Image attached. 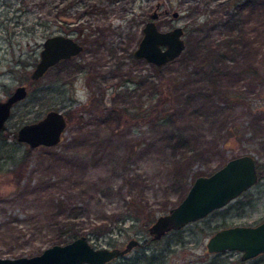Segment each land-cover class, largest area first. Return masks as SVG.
Segmentation results:
<instances>
[{"label":"rangeland","instance_id":"obj_1","mask_svg":"<svg viewBox=\"0 0 264 264\" xmlns=\"http://www.w3.org/2000/svg\"><path fill=\"white\" fill-rule=\"evenodd\" d=\"M156 1L0 0V100L28 84L0 131V256L34 255L85 234L96 247L140 239L127 264H150V254L154 264H264V252L241 259L238 250L205 246L218 228L264 219V175L159 239L146 223L230 157L250 153L260 171L264 0H159L169 12L157 24L181 25L185 41L159 68L132 54ZM82 17L92 39L83 57L89 69L80 71L74 57L32 79L45 38L63 22L75 33ZM163 82L172 93L160 90ZM147 107L168 114L146 116ZM52 108L73 113L57 144L17 139L22 124Z\"/></svg>","mask_w":264,"mask_h":264},{"label":"water","instance_id":"obj_2","mask_svg":"<svg viewBox=\"0 0 264 264\" xmlns=\"http://www.w3.org/2000/svg\"><path fill=\"white\" fill-rule=\"evenodd\" d=\"M158 14L154 10L152 18L144 24L143 35L134 49V55L160 66L176 58L182 52L185 41L182 26L163 29L156 23ZM172 15L176 16L177 11H173ZM81 48L70 36L56 34L47 37L30 74L31 78H40L50 66L78 53ZM27 95L28 84H19L5 99L0 100V131L6 127L13 106ZM67 122L63 110L52 108L39 119L22 124L17 130V139L31 147L55 145L61 140ZM259 175H264V161L258 171L255 157L250 153L230 157L212 172L197 175L180 201L150 223L148 229L151 238L159 239L168 231L180 229L188 222L222 207L253 185ZM138 245H141L140 239L131 237L123 247H96L87 235L82 234L66 243L52 244L34 255L0 256V264H106ZM205 246L208 252L213 253L238 250L241 259L264 252V219L255 224L241 223L218 228L209 235Z\"/></svg>","mask_w":264,"mask_h":264},{"label":"flooded vegetation","instance_id":"obj_3","mask_svg":"<svg viewBox=\"0 0 264 264\" xmlns=\"http://www.w3.org/2000/svg\"><path fill=\"white\" fill-rule=\"evenodd\" d=\"M161 6V1H156L155 2V8H154V10H156L159 14H158V16L156 17V23H157V19H158V17L159 16H161V15H163V14H167L169 11H168V9L167 8H162V7H160ZM153 10V11H154ZM164 10H166V12H162V11H164ZM152 11V12H153ZM152 12H150L149 13V17H148V19L147 20H149V19H151L152 17H151V14H152ZM162 12V13H161ZM146 20V21H147ZM146 21L144 22V24L146 23ZM48 23H49V21H48ZM86 23H87V21L82 17L81 18V21H80V23H77L76 24V26H74V29H75V33H73V30H70L69 29V27H68V25H67V23H61V28H60V30L58 31V32H56V33H52V34H50V35H48L47 37H49V36H52V35H56V34H62V35H66V36H70V37H72V38H74L81 46H82V48H81V50L78 52V53H76V54H72L71 56H69V57H65V58H62V59H60L58 62H56L55 64H53L52 66H50L47 70H46V72L49 70V69H51L52 67H54L56 64H58V63H60V62H62V61H64V60H67V59H72V58H74V57H76V58H79L80 59V61L78 62V69L81 71V70H83V69H89L88 67H89V64H88V62L86 63V61L84 62V54H86V52L88 51V49H89V47H91L92 45V42H91V40L92 39H90V37H89V33L87 32V25H86ZM144 24H143V27H144ZM158 25V24H157ZM159 26V25H158ZM175 26V25H174ZM143 27H142V34H141V37H142V35H143ZM160 27V26H159ZM173 27V26H172ZM169 28H171V27H169ZM169 28H165V29H169ZM182 35H183V33H182ZM46 37V38H47ZM141 37H140V39H141ZM183 37V36H182ZM45 38V39H46ZM140 39H139V41H140ZM139 41H138V43H139ZM44 42V41H43ZM138 43H137V45H138ZM136 45V46H137ZM42 46H43V44H42ZM136 48V47H135ZM134 48V49H135ZM134 49H133V51H132V54H133V56L135 57V58H137V59H140V60H146L144 57H137V56H135L134 55ZM147 61V60H146ZM171 61V60H170ZM169 62V61H168ZM149 63H151V64H153V65H155V68L156 67H160V66H158V65H156L155 63H152V62H149ZM45 72V73H46ZM44 73V74H45ZM128 82L129 81H131V80H133L132 78H127L126 79ZM65 113V112H64ZM65 115H66V117H67V119H68V116H67V114L65 113ZM130 252V251H129ZM128 252V253H129ZM128 253H126L125 255H128ZM262 253V252H261ZM260 254V253H259ZM258 255V254H257ZM124 256V255H123ZM256 256V255H255ZM254 257V256H253ZM118 258V257H117ZM114 259H116V258H114ZM114 259H112V260H110V261H108V262H111V261H113ZM107 262V263H108Z\"/></svg>","mask_w":264,"mask_h":264},{"label":"trees","instance_id":"obj_4","mask_svg":"<svg viewBox=\"0 0 264 264\" xmlns=\"http://www.w3.org/2000/svg\"><path fill=\"white\" fill-rule=\"evenodd\" d=\"M256 77H261L260 75H256ZM168 83L167 82H163V83H161V91L162 92H166V91H169L170 93H172L171 92V88L169 87V85L168 86H166ZM157 102L156 103H160V105L161 104H163V102L161 103V101L162 100H160V98L158 97L157 98V100H156ZM147 111L145 112V114H146V116H150L151 114H160V117L161 118H163V117H165L167 114H168V108L167 107H147V109H146ZM72 112H69L68 114H67V116L68 117H71V115L73 114H71ZM143 116V115H142ZM22 175V173H20L19 174V176H21ZM134 206L136 207V210H137V212H139L140 211V209L138 208V207H140V206H138L137 204H134ZM155 217H156V215H155V213L153 212V213H150V215H149V217L146 219V223H151L154 219H155ZM175 230H178V229H175ZM171 231V230H170ZM169 232V231H168ZM76 235H74V236H72L71 238H74ZM155 254H153V255H149V256H147L146 257V259L147 260H149V262H150V264H154L153 262H154V260H155V256H154ZM128 259V255H124V256H120V257H118V258H116V259H114L113 261H111L110 263H113V264H127L126 263V260ZM158 260V259H157ZM163 260V259H162ZM161 260V261H162ZM159 263H161L160 261H159Z\"/></svg>","mask_w":264,"mask_h":264},{"label":"clouds","instance_id":"obj_5","mask_svg":"<svg viewBox=\"0 0 264 264\" xmlns=\"http://www.w3.org/2000/svg\"><path fill=\"white\" fill-rule=\"evenodd\" d=\"M77 98L81 100L82 102H86V97L81 95L80 93L77 94Z\"/></svg>","mask_w":264,"mask_h":264}]
</instances>
